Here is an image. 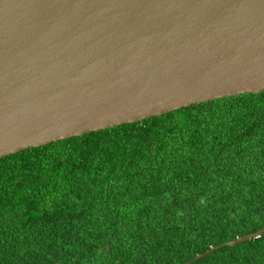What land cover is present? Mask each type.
<instances>
[{"label": "trees", "instance_id": "1", "mask_svg": "<svg viewBox=\"0 0 264 264\" xmlns=\"http://www.w3.org/2000/svg\"><path fill=\"white\" fill-rule=\"evenodd\" d=\"M264 229V91L0 159V264H186ZM190 264H264V233Z\"/></svg>", "mask_w": 264, "mask_h": 264}, {"label": "water", "instance_id": "2", "mask_svg": "<svg viewBox=\"0 0 264 264\" xmlns=\"http://www.w3.org/2000/svg\"><path fill=\"white\" fill-rule=\"evenodd\" d=\"M262 91L264 0H0V159Z\"/></svg>", "mask_w": 264, "mask_h": 264}]
</instances>
